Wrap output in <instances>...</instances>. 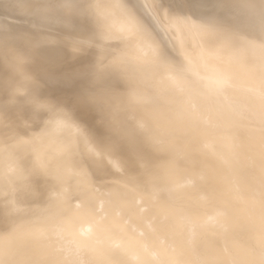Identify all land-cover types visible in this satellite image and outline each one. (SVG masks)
Returning <instances> with one entry per match:
<instances>
[{"label":"bare ground","instance_id":"6f19581e","mask_svg":"<svg viewBox=\"0 0 264 264\" xmlns=\"http://www.w3.org/2000/svg\"><path fill=\"white\" fill-rule=\"evenodd\" d=\"M235 2L221 0L225 6L214 11L215 0H197L195 7L186 0H164L165 7H182L183 15L206 26L194 35L161 24L149 7L161 0H0V259L57 264L64 255L61 246L75 241L96 264L199 259L230 264L234 251L254 261L247 249L258 234L249 209H258L264 173V107L255 91L264 53L246 43L258 33L231 23L235 10L228 5ZM65 4L73 5L68 18ZM40 5L51 7L42 11ZM89 5H99L113 23L111 34L97 24V9ZM119 5L133 9L150 40L188 69L191 79L183 87L165 78L161 64L143 58L141 41L127 42ZM18 58L35 89L24 84ZM114 60L120 61L119 71L106 73L97 89L107 101L102 118L80 95L89 86L86 70ZM217 69L234 85L220 98L205 95L198 84ZM132 89L138 98L128 103ZM42 104L66 106L88 143L72 128L53 125ZM217 124L222 131L214 134ZM89 143L113 151L111 159L120 167L107 155L90 152ZM230 144L233 153L227 151ZM146 164L162 181L184 185L175 192V209L163 194L153 202ZM193 177L194 187L189 186ZM62 187H70L75 199L49 200ZM104 191H112L127 226L115 208L96 214ZM224 209L227 224L221 226ZM185 213L209 221L208 226L194 235L187 228L179 232L174 222ZM45 217L62 223L65 240L52 234L44 242L32 239L29 224Z\"/></svg>","mask_w":264,"mask_h":264},{"label":"snow or ice","instance_id":"6c2138e0","mask_svg":"<svg viewBox=\"0 0 264 264\" xmlns=\"http://www.w3.org/2000/svg\"><path fill=\"white\" fill-rule=\"evenodd\" d=\"M192 7H195L197 0H186ZM225 5L221 3V0H215V3L211 5L214 11H219ZM51 5H40L39 8L43 11ZM64 10L65 18L71 13L73 5L65 4L61 6ZM89 10L93 8L97 9L96 18L97 24L102 26V29L107 33L111 34L114 30L113 23L109 20L107 16L99 11V5H89ZM123 9L122 21L126 25V29L123 30L122 35L127 40L128 43L139 40L142 43V56L145 59L150 58L153 62L161 64L166 70V79L177 87H183L187 81L191 79V75L188 69L183 65H177L169 60L163 53V51L151 41L145 31L143 25L140 22L135 11L128 8L126 5H119ZM154 11L157 12V19L162 25L173 26L177 30H188L194 35H198L202 32H206L207 28L203 24H198L195 19L191 16L183 15V8H171L165 7L164 0L161 3L149 5ZM229 8L235 10V19L231 21L237 28H247L258 36H254L252 39H248L246 43L249 47L259 48L262 53H264V0H237V2L228 5ZM191 11V8H190ZM78 50V49H77ZM119 60H114L111 64L105 65L103 62H99L94 65L91 69L86 70L85 78L89 81V86L86 91L82 92L80 95V100L88 105L95 106L99 109L101 116L105 112L106 98L104 95L97 91L101 82L104 80L105 74L110 71H119ZM23 58L17 59V68L20 69V74L25 85L35 89L37 87L35 81L32 79L30 74L23 72L22 70ZM259 87L256 89V93L259 96L262 107H264V69L260 72ZM200 89L205 95L214 96L220 98L225 92L233 88L231 77L224 71L219 69L214 70L213 74L208 77H203L198 82ZM138 98V93L135 89L130 90L129 96L127 97L128 103L136 102ZM193 108L196 107V102L192 101ZM40 108L47 113L51 114L50 122L55 126H63L67 128H72L77 135L81 136L82 139L88 143V137L83 133L79 125L73 123L69 117V114L65 112L66 106L64 105H51L42 104ZM264 123V122H262ZM221 127L217 124L213 126V133L217 134L221 132ZM262 133H264V127H262ZM114 151H120L118 145L113 146ZM235 149L234 145H229L227 151L228 153H233ZM89 151L93 152L98 157H103L107 155L110 160L109 162L113 167H120V161L118 159H111L113 157V151H100L95 146L89 143ZM145 172L149 176L148 187L152 190V200L156 201L158 196L166 195L168 198L169 207L175 209L177 206V199L175 192L183 187L179 181L170 180L162 181L153 171L150 165L144 166ZM67 183H70L68 181ZM196 178L193 177L190 181L189 186H195ZM260 198L258 201V209L250 208V214L253 219L257 221V237L254 247L247 249V253L253 256L255 259L250 262L245 258L243 254L239 251H234L232 253V259L230 264H264V173L261 174L260 180ZM99 191V189H96ZM115 191L119 192V188H114ZM104 199L100 200V207L96 209V214L100 216L101 214L106 215V206L108 208L116 209V216L121 221L124 226H127L130 221L128 218L123 217L122 213L119 211V205L112 199V191H104ZM75 199V194L72 192L70 187H62L59 190L53 191L49 200L56 201H71ZM77 209L81 207L79 203L75 205ZM14 211H20L18 208H14ZM146 209H143L144 211ZM102 218V217H101ZM54 221V222H52ZM175 227L181 233L187 228L188 231L195 234V232L203 227L208 226L209 221H198L193 219L187 213L175 221ZM221 226L227 224V209H224L221 213V219L219 221ZM28 233L31 235L32 239L38 242L47 241L49 235H54L58 240H65L63 235L62 223L54 217H45L44 221H33L28 226ZM3 247L0 246V255L3 254ZM59 251L63 252V259L57 261V264H96V261L89 256V252L86 248L81 247L75 241H68L66 244L62 245ZM227 251V249H226ZM0 264H6L4 259H0ZM139 264V262H138ZM173 264H181L179 261L173 262ZM189 264H216L215 261H208L204 259L190 261Z\"/></svg>","mask_w":264,"mask_h":264}]
</instances>
